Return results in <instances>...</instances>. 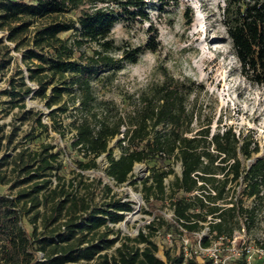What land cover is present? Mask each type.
I'll return each mask as SVG.
<instances>
[{"label": "trees", "instance_id": "16d2710c", "mask_svg": "<svg viewBox=\"0 0 264 264\" xmlns=\"http://www.w3.org/2000/svg\"><path fill=\"white\" fill-rule=\"evenodd\" d=\"M146 9V0H0L2 36L12 41L15 49L27 40L22 59L26 61L28 79L37 84L35 90L26 86L20 91L11 80L10 92L19 100L31 92L45 99L48 107L60 104V113L68 110V100L73 105L77 102L71 123L75 130L72 145L88 158L87 162L78 161L81 169L97 167L96 158L104 153L105 174L116 184H122L129 179L135 163L153 160L149 176L142 182V197L149 206L168 198L172 208L168 223L180 226L190 243H195L194 234L204 223L209 236H201L202 247L213 241L230 242L236 231L248 240L259 224L258 211L264 207V153L257 155L260 147L253 135L232 126L212 130L209 122L193 128L195 114L188 109L186 98L194 83L174 77L165 68L161 70L162 79L140 93L137 103L124 113L95 95L93 82L99 80L100 74L115 72L122 62L134 63L143 52L155 50L152 37L133 48L116 45L109 37L119 21L147 19ZM222 11L242 73L264 88V0H224ZM69 13L76 16H67ZM70 30L68 37H60V33ZM83 45L93 46L91 54L80 51L76 55ZM116 50L119 56L112 54ZM64 96L67 99L62 102ZM54 112L52 109L49 116ZM35 122L41 131L49 126L40 116ZM53 124L62 134L61 123L54 120ZM119 133L121 151L115 156L109 141ZM12 136L13 133L6 135L4 124H0V151L3 140L10 143ZM36 136L33 131L26 134L30 140ZM43 150L44 155L43 151L32 152L33 161L41 156L38 166L33 171L24 167L23 170H29L27 176L13 186L49 174L46 170L54 168L51 163L60 151L47 153V147ZM170 159L180 163L181 174H174L167 194L165 179L174 173ZM49 182H36L15 197L0 193V264H80L81 260L94 264H202L193 251L186 256L182 249L174 253L166 249L165 259L160 258L151 234L143 230L134 238L127 237L115 253H101L116 238L94 241L86 239V234L107 222L123 220L133 210L132 201L120 197H112L104 207H90L75 193L50 189L44 199L58 198L52 206L51 220H57L63 210L67 219L62 231L38 238L34 231L23 229L18 205L22 198L36 194L32 207L37 206V194ZM104 188L111 190L105 183ZM155 222L147 225L152 232ZM130 240L143 246H129ZM51 243L54 246L47 258L43 255L39 261L38 252ZM246 249L240 264H246Z\"/></svg>", "mask_w": 264, "mask_h": 264}, {"label": "rangeland", "instance_id": "374dc122", "mask_svg": "<svg viewBox=\"0 0 264 264\" xmlns=\"http://www.w3.org/2000/svg\"><path fill=\"white\" fill-rule=\"evenodd\" d=\"M146 2L147 19L119 21L112 27L109 37L116 45L129 48L144 44L152 37L155 50L143 52L134 63L122 62L115 72L100 74L99 80L93 82L97 98L112 102L119 112L124 113L137 103L140 93L162 79L161 70L165 68L174 77L194 83L193 90L186 98L188 109L195 114L193 128L207 122L212 130L232 126L236 131L253 135L260 147L257 155L264 153V88L250 81L240 69L224 24V0ZM67 16L74 18L76 14L69 13ZM71 33V30L62 32L60 37H68ZM26 44L27 40L19 49H15L14 43L2 36L0 29V124H4L6 135L13 133L10 143L3 140L0 151V193L15 197L20 190H30L36 182L44 179L50 181L37 194V206L32 207L36 203L33 198L36 194L22 198L19 202L24 230L29 233L34 231L38 238L52 235L55 230H63L66 211L63 210L58 219L52 221V206L58 198L44 199L45 193L57 188L81 196L90 207H104V203L112 197L132 201L133 210L126 213L123 220L107 222L86 234V239L93 238L94 241L101 237L116 238L112 246L101 253H115L116 247L126 241L127 237L134 238L139 230H143L145 234H151V239L158 246L156 255L162 259H165L166 249L172 253L182 249L186 256H190L193 251L197 261L202 264H240L242 252L247 247L246 264H264V248L261 247L264 246V207L258 211L259 224L250 233L248 240L242 232L236 231L230 242L213 241L208 247H202L201 236H209L206 223L194 234L195 243H190L180 226L173 227L168 223L172 217L168 198L151 206L144 201L142 182L149 176V167L155 163L153 160L135 163L129 179L122 184H116L105 174L107 159L104 153L96 158L97 167L81 169L78 161L87 162L88 158L72 145L75 130L71 123L77 102L73 105L68 100V110L60 113V104L48 107L45 99L31 92L25 94L23 100L13 97L10 92L11 80L20 91L26 86L37 89L36 82L28 79L26 61L22 59ZM93 46L83 45L75 54L85 51L89 55ZM112 54L119 56L120 52L116 50ZM66 99L67 96H64L62 102ZM22 104L24 107H21ZM52 109L55 112L51 117L49 113ZM38 116L49 125L46 131H41L35 122ZM54 120L61 123L62 134L54 129ZM30 131L37 133L33 140L26 137ZM121 138L122 134L119 133L109 141V148L115 156L120 154ZM44 147H47V153L60 151L51 163L54 168L46 170L49 173L47 176L13 186L16 181L26 177L29 170L33 171L38 166L41 156L33 161L32 152L43 151L44 155ZM20 152L21 156H18ZM169 162L174 173L165 179L167 194L174 174H181L180 163L173 159ZM24 167L29 170H23ZM104 183L110 186V191L104 188ZM158 216L162 220H158ZM153 220L156 221L154 232L147 227ZM127 242L129 246H143L133 240ZM53 246L51 243L42 251L46 258ZM37 259L43 260L39 256ZM79 263L94 264V261L81 260Z\"/></svg>", "mask_w": 264, "mask_h": 264}, {"label": "built area", "instance_id": "2783aa9c", "mask_svg": "<svg viewBox=\"0 0 264 264\" xmlns=\"http://www.w3.org/2000/svg\"><path fill=\"white\" fill-rule=\"evenodd\" d=\"M3 34V33H2ZM5 36V35H4ZM38 256L40 257V258H43V253L41 252V251H39L38 252ZM248 256H250V255H248Z\"/></svg>", "mask_w": 264, "mask_h": 264}]
</instances>
